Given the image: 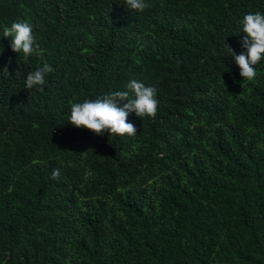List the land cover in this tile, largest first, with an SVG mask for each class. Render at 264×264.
<instances>
[{"label": "trees", "instance_id": "obj_1", "mask_svg": "<svg viewBox=\"0 0 264 264\" xmlns=\"http://www.w3.org/2000/svg\"><path fill=\"white\" fill-rule=\"evenodd\" d=\"M147 2L0 0V264H264V59L248 81L228 50L264 0ZM18 21L42 57L11 50ZM133 79L159 101L135 136L71 124Z\"/></svg>", "mask_w": 264, "mask_h": 264}, {"label": "clouds", "instance_id": "obj_2", "mask_svg": "<svg viewBox=\"0 0 264 264\" xmlns=\"http://www.w3.org/2000/svg\"><path fill=\"white\" fill-rule=\"evenodd\" d=\"M126 4L129 9L139 12L151 7L147 0H126ZM33 27L28 21H18L3 30V37L11 38V50L15 53H23L25 59L33 55L43 56L33 35ZM243 32L246 35L241 45L246 52L236 54L229 46L228 50L239 66L240 76L251 81L257 75V69L254 66L264 59V14L260 11L246 14L243 17ZM2 51L3 49L0 48V53ZM53 71L54 69L48 63H43L41 67L27 74L25 87L29 90L35 88L43 91L42 86L46 83L45 76ZM126 88L128 91H113L95 99H85L82 103H72L69 117L71 124L91 130L100 136L105 132L109 135L135 136L137 129L134 124L127 122L128 115L135 112L140 118L145 115L154 118L159 104L157 89L153 85H145L135 79L131 80ZM129 91L134 94V98H130ZM125 101L126 103L121 106V102ZM88 175L90 174L86 173L85 178ZM59 177L60 170H53L51 178L59 179Z\"/></svg>", "mask_w": 264, "mask_h": 264}]
</instances>
